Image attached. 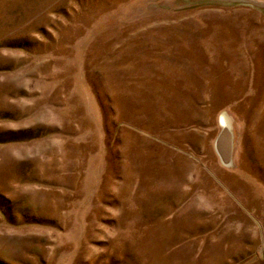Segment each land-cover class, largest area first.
I'll use <instances>...</instances> for the list:
<instances>
[{
  "label": "rangeland",
  "instance_id": "obj_1",
  "mask_svg": "<svg viewBox=\"0 0 264 264\" xmlns=\"http://www.w3.org/2000/svg\"><path fill=\"white\" fill-rule=\"evenodd\" d=\"M0 264H264V0H0Z\"/></svg>",
  "mask_w": 264,
  "mask_h": 264
},
{
  "label": "water",
  "instance_id": "obj_2",
  "mask_svg": "<svg viewBox=\"0 0 264 264\" xmlns=\"http://www.w3.org/2000/svg\"><path fill=\"white\" fill-rule=\"evenodd\" d=\"M230 145V135L227 131H223L218 140V147L225 159L229 157Z\"/></svg>",
  "mask_w": 264,
  "mask_h": 264
},
{
  "label": "bare ground",
  "instance_id": "obj_3",
  "mask_svg": "<svg viewBox=\"0 0 264 264\" xmlns=\"http://www.w3.org/2000/svg\"><path fill=\"white\" fill-rule=\"evenodd\" d=\"M222 123H223V125H227V123H226V120L224 119V117L222 118Z\"/></svg>",
  "mask_w": 264,
  "mask_h": 264
}]
</instances>
